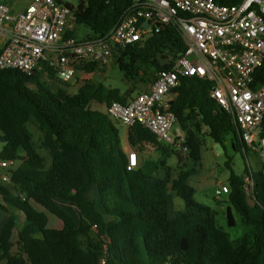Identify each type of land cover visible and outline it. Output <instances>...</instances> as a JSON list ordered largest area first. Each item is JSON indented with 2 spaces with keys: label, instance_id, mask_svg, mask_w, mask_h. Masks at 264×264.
<instances>
[{
  "label": "trees",
  "instance_id": "obj_1",
  "mask_svg": "<svg viewBox=\"0 0 264 264\" xmlns=\"http://www.w3.org/2000/svg\"><path fill=\"white\" fill-rule=\"evenodd\" d=\"M240 1L215 0L222 5ZM132 4L133 0H78L76 6L66 2L74 25L66 36L76 38L79 26L89 30L84 41L106 36ZM185 50L181 35L170 24L145 42L118 49L114 61L125 79L137 81L167 69L162 60ZM94 69L86 67L89 73ZM259 74L263 81V69ZM211 88L208 80L182 78L170 103L186 136L188 159L195 164L202 160V135L216 143L230 135L233 149L248 153L238 125L211 98ZM127 99L118 89L92 80L69 94L65 86L53 87L42 80L39 71L32 76L0 71V162L18 163L16 169H8L10 182L0 181V196L25 218L20 230L13 216L2 228L0 264H264V170H253L250 196L243 188L248 167L242 175L230 173L228 226H235L234 210L251 228L248 235L232 241L217 225L215 212L193 199L189 180L195 169L181 170L175 178L170 168L163 177L143 168L128 170L119 127L91 107L126 104ZM31 120L38 124L49 167L28 129ZM128 141L137 152L151 144L168 153L141 125L128 129ZM91 188L96 198L89 195ZM170 192L185 203V210L173 218ZM62 204L78 209V221ZM0 209L7 212L2 205ZM44 211L61 221L62 228H50Z\"/></svg>",
  "mask_w": 264,
  "mask_h": 264
},
{
  "label": "built area",
  "instance_id": "obj_2",
  "mask_svg": "<svg viewBox=\"0 0 264 264\" xmlns=\"http://www.w3.org/2000/svg\"><path fill=\"white\" fill-rule=\"evenodd\" d=\"M21 1L0 0V71L18 70L27 76L39 71L51 86L56 87L55 79L66 85L69 94H76L90 77L114 65L118 49L145 42L173 24L185 52L162 60L167 69L156 74L148 91L126 104L112 102L105 106V114L128 129L141 125L158 143L176 147L188 157L184 131L174 132L178 123L170 110L171 95L182 78L208 80L211 98L238 125L243 144L264 170V80L259 74L264 71V0L235 5L215 0H133L106 36L85 41L66 36L73 19L66 2L31 0L18 9ZM88 66L95 69L89 73ZM127 159L128 170L139 167L136 152L130 151ZM13 163L0 162L1 182H10L4 171ZM248 171L243 188L250 196L254 180L249 163ZM229 192L227 185L219 184L215 194L219 198Z\"/></svg>",
  "mask_w": 264,
  "mask_h": 264
},
{
  "label": "rangeland",
  "instance_id": "obj_3",
  "mask_svg": "<svg viewBox=\"0 0 264 264\" xmlns=\"http://www.w3.org/2000/svg\"><path fill=\"white\" fill-rule=\"evenodd\" d=\"M29 1L30 0H22L17 5L18 8L23 9L29 3ZM62 1L68 2L74 6H76L78 3V0ZM73 26L74 25L72 23V27ZM75 31L77 33L76 38L80 41L85 39L86 36L89 34V30L84 26L76 27ZM99 73H101L102 77H93L94 82L103 83L107 89H118L126 98L137 94L132 90L129 85H127L131 84V82L125 79L124 74L116 66L115 61L114 65L100 70ZM105 106L106 105L103 104L102 109ZM28 129L33 136V141L38 151L46 159V161H48L50 157L47 151H45L41 146L42 135L39 131L38 124L34 120H31L28 123ZM1 135L2 134L0 132V136ZM120 135L122 141L126 143V130L120 128ZM202 138L205 143V146L202 151V160L199 163L195 164L191 160H189L188 157L182 156L180 152L176 149V147L165 145L168 154H165L162 150L161 152H158L159 150H155L150 157L149 162H151V165H148L147 173L163 177L165 171H167L168 168L174 171L176 175L181 170L188 171L191 169H195L196 173L189 180V184L193 190V199L197 203L207 206L215 212L217 225L229 234V237L232 241L242 239L245 235H248L250 233L251 228L242 223L241 217L234 210H232V213L235 226L229 227L226 214L227 206H230L228 203V195H222L217 198L215 192L218 189V184L229 186L228 178L230 176L231 171H233L236 175H242L244 174L245 168L248 167V163L253 170H258L261 168L260 162L258 158L251 152H248L247 155H245L244 149H242L241 151L234 150L231 144L230 135L226 136L222 143H216L208 135H202ZM2 148L3 143L0 142V153L2 151ZM228 163L230 164V168L227 167ZM17 167L18 163H13L12 169H16ZM4 172L7 173L8 170H5ZM15 192L18 193L17 190H15ZM92 194V191H90L89 195L92 196ZM173 201H175V203H173ZM250 202L252 203L251 200ZM62 205L66 207L74 216L76 221H78V209L74 206H70L67 204ZM37 208L39 210H42V208L40 207ZM174 210L176 212L184 211L185 203L174 193L170 192L169 214L171 217L174 214ZM46 214L49 219V227L56 228V225L52 222V220L58 219L50 213L46 212Z\"/></svg>",
  "mask_w": 264,
  "mask_h": 264
},
{
  "label": "crops",
  "instance_id": "obj_4",
  "mask_svg": "<svg viewBox=\"0 0 264 264\" xmlns=\"http://www.w3.org/2000/svg\"><path fill=\"white\" fill-rule=\"evenodd\" d=\"M31 1V0H30ZM19 9V8H18ZM163 62V61H162ZM164 63V62H163ZM156 74L155 72H150V73H147L145 75H142L137 81H130L131 84H127L129 85L132 90L136 93H140V92H146L150 89V86L151 84L153 83L155 77H156ZM97 76L98 78H101L102 75L101 73H97V74H94L92 77H90L89 79L93 81V77ZM127 80V79H126ZM53 83L56 85V87H61V86H65V84H62V83H59L57 80H53ZM72 86L74 85V83L71 84ZM120 95L121 96H124L122 94V92H120ZM134 96V95H133ZM132 97V96H131ZM131 97H129L127 100H129ZM171 99L172 101H174L176 99V93H172L171 95ZM92 109L93 110H98L100 112H103L105 113V107L102 109L103 105H99L97 103H93L91 105ZM117 125V124H116ZM119 127V131H120V128H123L126 130V134H127V142H123L122 141V138H121V135H120V138H121V143H122V147L124 149V151L126 152V154H128L130 151H134L136 152L137 154V158H138V165L139 167L138 168H143L146 172H147V167L148 165H151V162L150 161V157L152 155V153L155 151V150H159L158 152H161L162 149H159V148H156L154 147L153 145L151 144H144L141 148H142V151L141 152H137L136 150H134L130 144H129V141H128V128H126L125 126L119 124L117 125ZM180 127L179 125L178 126H175V129H174V132H176V130H178ZM165 154H168L166 153L164 150H162ZM157 152V153H158ZM40 153V152H39ZM41 154V153H40ZM171 156V155H170ZM46 160V159H45ZM46 166L49 167L50 166V158L48 161H46ZM168 167V166H166ZM3 173V172H1ZM166 173V171H165ZM164 173V175H165ZM155 175V174H154ZM163 175V176H164ZM158 177H162V176H158ZM172 177L175 178L177 177V175L175 174L174 171H172ZM1 181V179H0ZM219 185V184H218ZM90 191H92V198H96V192L93 188H91L89 190V193ZM170 194V193H169ZM169 194H168V202H169ZM173 203H175V201H173ZM252 204V203H251ZM0 205L4 206L6 209H7V212H4L0 209V232L2 230V228L4 227V225L9 221L10 217L13 216L15 218V222H16V225H17V228L18 230L22 229V227L25 225V218L24 216L18 212L17 210L9 207L8 205H6L3 200H2V197L0 196ZM228 208V206H227ZM175 210H174V214H175ZM174 214L173 216L171 217L170 214H169V217L170 218H173L174 217ZM233 215V213H232ZM52 222L56 225V229H61L62 228V222L61 221H58L56 219H53Z\"/></svg>",
  "mask_w": 264,
  "mask_h": 264
},
{
  "label": "water",
  "instance_id": "obj_5",
  "mask_svg": "<svg viewBox=\"0 0 264 264\" xmlns=\"http://www.w3.org/2000/svg\"><path fill=\"white\" fill-rule=\"evenodd\" d=\"M165 63L162 62V65H164ZM117 125H119V122H116ZM240 135V134H239ZM245 151V150H244Z\"/></svg>",
  "mask_w": 264,
  "mask_h": 264
}]
</instances>
